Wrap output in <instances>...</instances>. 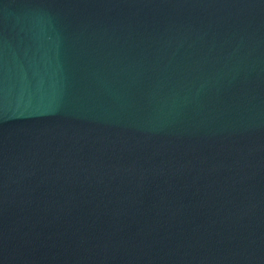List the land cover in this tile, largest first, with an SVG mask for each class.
<instances>
[{"label": "water", "instance_id": "1", "mask_svg": "<svg viewBox=\"0 0 264 264\" xmlns=\"http://www.w3.org/2000/svg\"><path fill=\"white\" fill-rule=\"evenodd\" d=\"M0 264H264V0H0Z\"/></svg>", "mask_w": 264, "mask_h": 264}]
</instances>
